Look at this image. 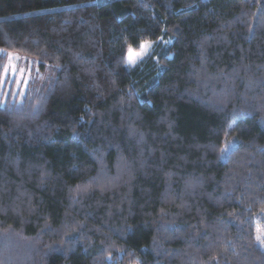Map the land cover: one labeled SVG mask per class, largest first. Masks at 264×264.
<instances>
[{"label":"trees","instance_id":"1","mask_svg":"<svg viewBox=\"0 0 264 264\" xmlns=\"http://www.w3.org/2000/svg\"><path fill=\"white\" fill-rule=\"evenodd\" d=\"M0 49L54 73L0 106V264H264V0H0Z\"/></svg>","mask_w":264,"mask_h":264},{"label":"rangeland","instance_id":"2","mask_svg":"<svg viewBox=\"0 0 264 264\" xmlns=\"http://www.w3.org/2000/svg\"><path fill=\"white\" fill-rule=\"evenodd\" d=\"M142 44L147 45V50L144 52V55L142 57L137 59V62L135 64H130L127 60L128 68L135 66L153 48V43L145 42ZM133 51L140 52L141 48L139 47L138 50ZM2 55L5 56L6 60L3 64L0 63L1 107L22 104L26 96V92L32 86L38 88L43 84V82L48 81L53 77V69L51 67H48L44 72H41L39 69V62L35 58L12 52H5L0 49V57ZM5 68H7L6 73ZM13 68H15V71H13ZM235 146L236 142L233 138L228 139L224 143L223 147L220 150L222 152L221 155L224 160L227 159L226 157L233 152ZM257 235L264 239V225H258Z\"/></svg>","mask_w":264,"mask_h":264},{"label":"snow or ice","instance_id":"3","mask_svg":"<svg viewBox=\"0 0 264 264\" xmlns=\"http://www.w3.org/2000/svg\"><path fill=\"white\" fill-rule=\"evenodd\" d=\"M140 48H141L140 52H134L132 48L128 49L127 60L130 64H135L137 62V59H139L144 55V52L147 50V45L141 44ZM13 71H15V68H13ZM6 72H7V68H5V73ZM256 239L260 241L261 244H264V239H262L260 236H257Z\"/></svg>","mask_w":264,"mask_h":264},{"label":"bare ground","instance_id":"4","mask_svg":"<svg viewBox=\"0 0 264 264\" xmlns=\"http://www.w3.org/2000/svg\"><path fill=\"white\" fill-rule=\"evenodd\" d=\"M258 236V235H257Z\"/></svg>","mask_w":264,"mask_h":264}]
</instances>
